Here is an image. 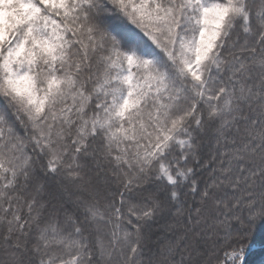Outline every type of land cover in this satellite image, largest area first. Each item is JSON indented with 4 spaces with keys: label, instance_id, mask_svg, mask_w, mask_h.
I'll return each instance as SVG.
<instances>
[{
    "label": "snow or ice",
    "instance_id": "6c2138e0",
    "mask_svg": "<svg viewBox=\"0 0 264 264\" xmlns=\"http://www.w3.org/2000/svg\"><path fill=\"white\" fill-rule=\"evenodd\" d=\"M264 227V0H0V264H247Z\"/></svg>",
    "mask_w": 264,
    "mask_h": 264
},
{
    "label": "trees",
    "instance_id": "16d2710c",
    "mask_svg": "<svg viewBox=\"0 0 264 264\" xmlns=\"http://www.w3.org/2000/svg\"><path fill=\"white\" fill-rule=\"evenodd\" d=\"M247 264H264V227L256 230L246 249Z\"/></svg>",
    "mask_w": 264,
    "mask_h": 264
}]
</instances>
